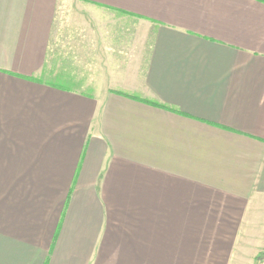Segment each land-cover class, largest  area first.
Wrapping results in <instances>:
<instances>
[{"label":"crops","instance_id":"1","mask_svg":"<svg viewBox=\"0 0 264 264\" xmlns=\"http://www.w3.org/2000/svg\"><path fill=\"white\" fill-rule=\"evenodd\" d=\"M62 1L139 23L142 65ZM0 203V264H254L264 0H0Z\"/></svg>","mask_w":264,"mask_h":264},{"label":"rangeland","instance_id":"2","mask_svg":"<svg viewBox=\"0 0 264 264\" xmlns=\"http://www.w3.org/2000/svg\"><path fill=\"white\" fill-rule=\"evenodd\" d=\"M74 5L75 4H72L71 1H65V2L62 1L59 9L57 10V17H56L57 22L55 25L58 26L59 24V26L62 27V29L60 30L61 33L60 38H62V40H64L66 37L69 38L70 34L68 35L66 34V32H69L71 29H73V27H75V25L79 24L78 22L76 23L74 21L76 15L78 17V12H79L83 16H85L86 20H88L89 22V25L93 26V30H96V27L102 28V31L104 32L105 45L107 47H110L109 44L110 43L112 44V46L109 48L110 51L109 53H112V50H114L113 53H115V55H121V57H125V56L127 57L126 52H124L125 49L123 45L129 42L136 43L137 49L134 53V57L131 58L132 60L131 62H135V57H136L138 65L139 66L142 65V63L145 61L149 42L147 38H145V35L142 30V26L139 23H136L133 20L131 21L128 19L117 17L116 15L111 14L110 12L107 11H102L101 9L95 10L93 8H88L83 12H80L76 10ZM90 36L93 37V34H90ZM118 50L121 51L118 52ZM0 210H1V203H0Z\"/></svg>","mask_w":264,"mask_h":264},{"label":"trees","instance_id":"3","mask_svg":"<svg viewBox=\"0 0 264 264\" xmlns=\"http://www.w3.org/2000/svg\"><path fill=\"white\" fill-rule=\"evenodd\" d=\"M254 264H264V251L255 258Z\"/></svg>","mask_w":264,"mask_h":264}]
</instances>
